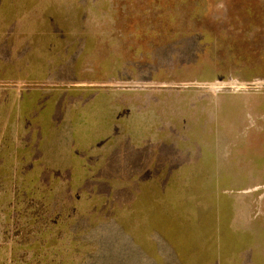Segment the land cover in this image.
I'll use <instances>...</instances> for the list:
<instances>
[{"label": "rangeland", "instance_id": "rangeland-1", "mask_svg": "<svg viewBox=\"0 0 264 264\" xmlns=\"http://www.w3.org/2000/svg\"><path fill=\"white\" fill-rule=\"evenodd\" d=\"M263 96L264 0H0V264H117L159 176L264 180ZM190 185L257 245L219 264H264V184Z\"/></svg>", "mask_w": 264, "mask_h": 264}, {"label": "crops", "instance_id": "crops-1", "mask_svg": "<svg viewBox=\"0 0 264 264\" xmlns=\"http://www.w3.org/2000/svg\"><path fill=\"white\" fill-rule=\"evenodd\" d=\"M261 101H264V98ZM257 105L259 107L253 106L250 109L251 114H256L264 104L260 102ZM260 122L261 128H264V121ZM233 177L230 174H218L217 169L210 174L159 176L160 180L156 181L184 184L180 186L184 189L183 194L178 192L181 195L172 200L163 190L131 191L129 201L120 193L117 197L120 199L119 205L121 209L128 208V212L123 216H115V244L117 247H124L123 241L129 243L130 252L128 257L117 253V264H219L226 262L228 256L237 252L235 250H242L245 255L254 254L250 247L255 248L257 245L250 242L249 244L248 241L242 242L243 238L248 237L247 240H250L253 237L251 234L241 232L240 235H235L229 230V225L234 220L233 203L228 202L227 197H221L223 201H219L217 192H214L211 201L201 203L193 192L197 186L190 185L245 181L264 184L261 179L245 180ZM187 190L189 193L184 194ZM187 212L195 214L189 216L186 215ZM204 213L206 215H203ZM257 250L260 252L259 247Z\"/></svg>", "mask_w": 264, "mask_h": 264}]
</instances>
